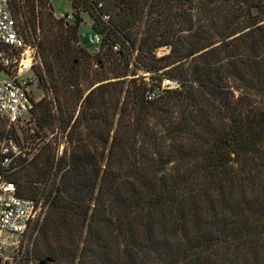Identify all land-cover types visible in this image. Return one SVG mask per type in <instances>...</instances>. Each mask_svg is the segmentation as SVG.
I'll return each mask as SVG.
<instances>
[{"label":"trees","instance_id":"obj_1","mask_svg":"<svg viewBox=\"0 0 264 264\" xmlns=\"http://www.w3.org/2000/svg\"><path fill=\"white\" fill-rule=\"evenodd\" d=\"M69 1L74 22L15 6L68 146L10 177L45 185L36 264H264V0ZM81 12L107 46L95 72Z\"/></svg>","mask_w":264,"mask_h":264},{"label":"built area","instance_id":"obj_2","mask_svg":"<svg viewBox=\"0 0 264 264\" xmlns=\"http://www.w3.org/2000/svg\"><path fill=\"white\" fill-rule=\"evenodd\" d=\"M99 2L98 0H91ZM24 10V0H0V70L7 78L0 79V130L2 124L9 128L28 121L38 102L32 94L37 84L35 66L39 63L36 43L27 42L20 30L15 6ZM103 6L98 3V8ZM73 19V14L68 15ZM104 21L109 17L104 16ZM88 43L93 51L100 53L104 42L102 34L91 33ZM118 51L119 47H113ZM178 82L164 79L161 90H175ZM155 92L148 94V100ZM27 149L11 138L0 136V252L8 247L18 248L28 232L44 221L49 205L45 198L20 197L17 185L10 180L21 161L28 159Z\"/></svg>","mask_w":264,"mask_h":264},{"label":"rangeland","instance_id":"obj_3","mask_svg":"<svg viewBox=\"0 0 264 264\" xmlns=\"http://www.w3.org/2000/svg\"><path fill=\"white\" fill-rule=\"evenodd\" d=\"M37 8L40 16L46 17L49 12L53 14L54 19L63 20V22L69 21L74 22V19H69L68 15L75 14L73 12V8L71 7V2L69 0H37ZM51 5L54 8V11H51ZM80 18L83 20L80 28L78 29V42L76 45L79 49H81V54L76 56L74 59L78 62V67L81 69L83 67V63L86 60L87 68L90 69V72H95L97 68L100 66L98 63V59L103 57L107 46L103 45L101 47L100 53L96 54L93 51V47L88 43V36L93 33L92 28V20L85 13H80ZM20 22V21H19ZM118 46V45H117ZM119 47V46H118ZM79 52V51H78ZM113 52H116L113 48ZM158 56H161L167 52V49H159L156 51ZM136 56V54L134 55ZM86 57V58H85ZM131 69H134L131 66ZM38 71L42 74L40 61L35 66V73L38 76ZM92 74V73H91ZM148 76V74H145ZM6 74L0 70V79H6ZM109 81H114L112 76ZM48 78L43 75V81L38 84H34L32 87V94L35 99L38 100L39 104L36 106L35 111L33 112V116L26 122H22L17 125H12L9 128L5 126L2 128L4 130V134L7 138H11L12 140L22 144L27 150L28 153V161L32 159L36 150H39L42 146L48 145L51 150H56V156L59 158L64 150H67V142L64 136V133L61 131L59 126V122L56 121L54 124L52 123L51 118L49 117V112L55 113L56 105L55 100L53 98L52 93L48 88ZM148 81H151L149 77ZM158 81L155 80L156 85ZM37 83V81H36ZM81 92L88 93V85L80 81ZM47 112L48 114H44ZM35 199L45 198L46 192H44V183H35ZM26 194V192L24 191ZM46 200V199H45ZM43 223L35 224V226L28 232V234L21 241V244L18 248L8 247L0 252V264H36V260L32 258V250L36 241L40 236V230L43 226Z\"/></svg>","mask_w":264,"mask_h":264},{"label":"water","instance_id":"obj_4","mask_svg":"<svg viewBox=\"0 0 264 264\" xmlns=\"http://www.w3.org/2000/svg\"><path fill=\"white\" fill-rule=\"evenodd\" d=\"M51 11H54V8L52 7V5H51Z\"/></svg>","mask_w":264,"mask_h":264}]
</instances>
